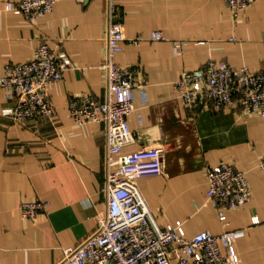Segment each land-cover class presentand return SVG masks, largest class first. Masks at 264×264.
Wrapping results in <instances>:
<instances>
[{
    "label": "crops",
    "instance_id": "obj_1",
    "mask_svg": "<svg viewBox=\"0 0 264 264\" xmlns=\"http://www.w3.org/2000/svg\"><path fill=\"white\" fill-rule=\"evenodd\" d=\"M17 1V0H15ZM0 0V76L8 63L33 57L43 39L63 47L72 68L49 88L54 120L18 122L0 87V264H57L64 249L84 242L106 205L107 134L104 122L77 123L71 96L105 98L108 0H56L52 11L30 20ZM116 18L128 37L162 30L161 40L126 42L116 60L138 68L136 138L124 147L162 146L165 171L141 176L138 185L160 224L183 223L188 234L241 229L238 264H264V116L237 109L190 112L175 91L185 70L210 58L264 70V0L234 17L224 0H116ZM184 40L176 54L174 41ZM232 162L244 170L252 198L220 216L208 199V165ZM48 202L36 219L25 218L23 200Z\"/></svg>",
    "mask_w": 264,
    "mask_h": 264
},
{
    "label": "built area",
    "instance_id": "obj_2",
    "mask_svg": "<svg viewBox=\"0 0 264 264\" xmlns=\"http://www.w3.org/2000/svg\"><path fill=\"white\" fill-rule=\"evenodd\" d=\"M224 1L238 17L256 0ZM55 3L56 0H7L6 8L20 10L30 20H36L52 11ZM116 11V0H108L107 52L101 64L107 74L105 98L82 93L69 99V109L77 123L106 124V205L97 229L80 245L66 247L57 264H238L235 241L243 230L188 234L183 223L160 224L138 185L141 176L164 173L165 151L162 146L124 151L136 140L129 118L135 110L138 68L119 63L116 57L128 41L161 40L165 35L162 30H154L148 36L128 37ZM184 44V40L174 41L177 55L183 52ZM72 65L67 50L53 46L48 39L39 43L29 60L8 63L0 76V87L13 102L7 114L18 122L38 117L54 120L56 108L49 88ZM175 91L193 113L237 109L244 115L264 116V70L247 65L236 67L227 60L210 58L202 67L185 70L175 83ZM260 169L264 172V156ZM206 175L208 199L220 216L251 200L247 174L234 163L208 165ZM47 205L40 198L23 200L21 212L25 218L36 219Z\"/></svg>",
    "mask_w": 264,
    "mask_h": 264
}]
</instances>
